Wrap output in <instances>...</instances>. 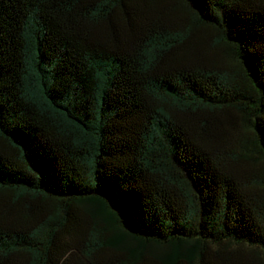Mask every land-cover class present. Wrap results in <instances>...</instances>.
<instances>
[{
	"label": "trees",
	"instance_id": "16d2710c",
	"mask_svg": "<svg viewBox=\"0 0 264 264\" xmlns=\"http://www.w3.org/2000/svg\"><path fill=\"white\" fill-rule=\"evenodd\" d=\"M0 264H264V0H0Z\"/></svg>",
	"mask_w": 264,
	"mask_h": 264
}]
</instances>
